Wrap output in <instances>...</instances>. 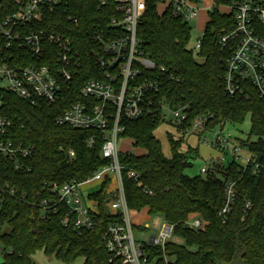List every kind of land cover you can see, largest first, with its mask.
<instances>
[{"label": "trees", "instance_id": "1", "mask_svg": "<svg viewBox=\"0 0 264 264\" xmlns=\"http://www.w3.org/2000/svg\"><path fill=\"white\" fill-rule=\"evenodd\" d=\"M67 1V13L77 19V26L62 20L60 25L69 32L77 49L85 42L83 31L87 27L96 22L104 25L115 15L113 0H104V6L99 5L100 0ZM2 2L11 8L13 0ZM212 2L213 10L208 13L195 55L187 49L191 28L168 11L157 12L153 3L147 5L136 37L144 57L155 69L144 75L158 81L160 96L166 97L170 105L187 106L188 124L196 117H205L207 132L220 122L241 125L249 115V132L240 144L255 163L243 170L235 161L224 164L213 159L205 175L188 177L185 170L192 167L188 157L194 151L181 153L183 139L173 140L168 135L170 156L165 157L153 135L159 123L143 116L121 122L119 137L130 139L141 151L119 154L121 183L129 211H145L174 225V236L183 239L184 245L170 242L165 250L174 256L175 264H259L264 261V105L251 90L247 97L230 98L224 92L227 54L217 41L221 29L231 26L233 18L232 13H221L219 7L230 6L234 0ZM85 48L81 51L86 56ZM79 75L81 82L89 78ZM79 99L75 93L73 97L64 95L55 104L40 100L30 104L12 93L1 95L0 118L11 122L4 138L32 149L17 163L0 158V264H33L31 257L36 252L63 264L78 259H83L82 264H119L109 261L102 239L106 227L116 221L106 209L109 179L87 196L98 204L90 230L78 234L73 215L66 226L62 225L68 212L64 203L56 206L55 213L45 212L41 206L42 200L54 197L48 192L50 184L84 182L108 164L100 155V136L55 123L56 117ZM94 134L95 141L89 148L86 141ZM129 170L137 178H128ZM227 180L235 183L236 197L222 222L218 212ZM247 201L251 208L241 221ZM194 217L203 224L198 231L185 224ZM154 253L158 254L156 250Z\"/></svg>", "mask_w": 264, "mask_h": 264}, {"label": "built area", "instance_id": "2", "mask_svg": "<svg viewBox=\"0 0 264 264\" xmlns=\"http://www.w3.org/2000/svg\"><path fill=\"white\" fill-rule=\"evenodd\" d=\"M149 3L154 4L157 12L162 7L161 12H170L188 26L201 11V0H113L115 15L106 24L96 22L83 31L85 42L81 48L86 47L85 56L60 25L62 20L77 26V19L67 13V0H13L11 8L0 0V105L3 92L15 94L30 104L39 100L55 104L66 94L73 97L78 93L80 99L70 103L56 117L55 123L90 130L100 136L103 141L100 155L108 162L84 182L50 184L48 192L54 197L42 200V209L55 213L56 206L64 203L68 212L62 225L66 226L73 215L78 234L83 229L90 230L98 204L87 198L93 192L81 196V187L93 181L100 185L106 179L114 181L112 196L106 195V209L108 216L116 221L106 227L102 239L109 261L119 264H175L176 261L165 250L176 238L173 224L163 221L156 233L148 235L145 243L133 236L118 162L117 143L123 131V120L136 121L147 116L158 123L166 121L180 138L194 136L199 144L217 151L216 160L220 163L224 161L223 156H228L243 170L255 163L247 148L224 133L225 122L209 132L205 117H196L188 124L187 106L170 105L166 97L160 96L158 81L144 75L154 70L155 65L144 57L136 31ZM99 5L104 6L105 1L100 0ZM212 10L213 5L205 12L208 14ZM219 11L232 13L233 18L231 26L221 29L217 41L220 50L227 54L224 92L230 98L247 97L251 90L264 105V0H234L230 6L219 7ZM199 46L200 39L195 48L198 50ZM79 73L89 78L81 82ZM10 126L9 120L0 118V158L17 163L20 158L28 157L32 148L15 145L4 138ZM205 133L208 138L203 137ZM95 134L86 141L89 148L95 141ZM206 171L207 166H203L200 174L205 175ZM127 176L137 178L133 170H129ZM235 197V183L227 180L218 212L222 222L230 214ZM250 208L247 201L241 221ZM185 224L196 231L203 225L195 217Z\"/></svg>", "mask_w": 264, "mask_h": 264}, {"label": "rangeland", "instance_id": "3", "mask_svg": "<svg viewBox=\"0 0 264 264\" xmlns=\"http://www.w3.org/2000/svg\"><path fill=\"white\" fill-rule=\"evenodd\" d=\"M213 5L212 0H201L199 8L201 11L198 14L195 21L189 23L191 28L190 39L187 45V49L192 50L193 55L196 54L197 49L195 48L196 41L201 38L202 33L205 28L209 17L205 12L210 6ZM159 12L163 11L162 7L158 8ZM250 128L249 115L245 118L244 122L241 125H229L226 124L224 127V133L230 134L234 139V142H240L245 140ZM154 137L160 142L161 150L165 157L170 156V146L167 139V136L170 135L173 140H178L180 136L177 134L175 129L169 125L166 121L159 123L158 128L153 133ZM203 137L208 138V133H205ZM183 142L181 143L179 151L185 153L187 149H192L194 153L189 158V161L192 163V167L185 170V174L188 177H193L200 174V169L203 166H208L212 163L213 159L218 158L219 153L217 151L209 149L204 144H199L197 138L194 136H184L182 137ZM117 149L120 153H129V154H141L139 149L133 147L132 141L128 138H120V141L117 143ZM224 161L222 163L226 164L231 159L228 156H223ZM220 178V177H218ZM100 188V183L93 181L81 187L82 193L81 196L86 197L88 193L97 191ZM115 188V182L111 181L108 187L105 189V194L112 196V193ZM129 221L132 227V233L136 240L146 242L148 235L156 233L160 224L163 222V219L160 216H151L148 215L145 211L128 212ZM148 227V228H147ZM173 242L183 246L184 241L181 238H174ZM33 264H63L59 261H56L54 258L45 256L42 252H36L35 255L31 257ZM83 259H78L75 263L72 264H82Z\"/></svg>", "mask_w": 264, "mask_h": 264}, {"label": "crops", "instance_id": "4", "mask_svg": "<svg viewBox=\"0 0 264 264\" xmlns=\"http://www.w3.org/2000/svg\"><path fill=\"white\" fill-rule=\"evenodd\" d=\"M94 192H96V191H94ZM94 192H93V193H94Z\"/></svg>", "mask_w": 264, "mask_h": 264}]
</instances>
